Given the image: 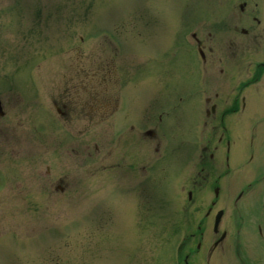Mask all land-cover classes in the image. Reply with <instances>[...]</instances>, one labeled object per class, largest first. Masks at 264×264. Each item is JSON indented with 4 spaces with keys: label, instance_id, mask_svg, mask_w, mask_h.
<instances>
[{
    "label": "rangeland",
    "instance_id": "374dc122",
    "mask_svg": "<svg viewBox=\"0 0 264 264\" xmlns=\"http://www.w3.org/2000/svg\"><path fill=\"white\" fill-rule=\"evenodd\" d=\"M240 1L0 0V98L5 111L0 117V264H173L183 230L173 221L179 219V210L170 200L175 190L156 192L161 185H155L137 194L132 172L123 170L125 174L117 176L115 168L100 169L118 165V133L125 141L131 136L120 129L126 126L116 114H105L115 109L121 94L130 104L134 87V113L127 111L126 116L137 120L148 96L144 89H150L157 96L150 112L165 105L168 111L163 120H168L167 115L204 135L208 124L189 122L193 114L186 113L183 105H171L170 100L183 89L181 81L155 80L151 72L147 77L144 66L139 74L134 70L137 59H146L144 54L160 55L163 49L177 48V32L181 35L191 29L205 36L208 30L215 34L218 30L226 39L228 28L241 21ZM225 15L233 16V21L226 19L220 25ZM150 32L153 38L146 40ZM263 41L264 22L228 44L247 45L237 57L253 63L263 57ZM184 44L179 47L190 51ZM218 53L225 57L222 49ZM214 68L204 71L207 77L202 84L206 94L219 91L217 103L226 104L232 90L226 85L227 77L222 79ZM81 71L90 78L84 92L91 96L92 119L84 118L86 93L81 89L75 94L78 89L73 90L74 106L63 109L68 115L62 121L51 96L72 90L73 83L75 88ZM243 76L241 72L235 79ZM246 89L261 100L253 104L262 110L263 79ZM149 100L152 97L145 102ZM230 128H235V147L248 153L245 127ZM131 158L125 156L120 164ZM190 159L185 157L187 168ZM121 198L133 203L125 205L129 210H118ZM146 198L148 203L137 204ZM198 204L189 207V218L197 219L204 211L206 202L193 209ZM188 224V230L194 227ZM259 253L264 264V247ZM219 260L232 264L230 258Z\"/></svg>",
    "mask_w": 264,
    "mask_h": 264
},
{
    "label": "flooded vegetation",
    "instance_id": "af4514ba",
    "mask_svg": "<svg viewBox=\"0 0 264 264\" xmlns=\"http://www.w3.org/2000/svg\"><path fill=\"white\" fill-rule=\"evenodd\" d=\"M251 3V0H243L240 8L241 20L246 24V28H239L238 31L245 37L257 27L252 26L251 21L260 23L255 15L258 13L257 2L249 7ZM233 31L234 34L224 35V40L222 34L215 35L210 44L209 32L205 36L191 34L195 47L203 51L198 68L203 72L213 66L215 68L212 70L216 69L218 76L222 79L227 77V86L231 87L232 97L226 104H217L218 92L213 91V95H208L207 90L202 89L204 113L211 122L205 135H202V144L198 151H195L192 144L187 146L182 143L185 145L183 155L191 157L192 164L189 168L186 161L182 160L171 169L168 164L164 165L163 172L167 174V178L163 188L176 190L174 208L179 210V219L175 218V223L181 230L183 227L178 264H220L219 257L216 261L212 252L225 247L229 250L232 264H258L261 261L259 251L264 247V126L250 131L248 153L244 158L242 155L246 153L245 150L235 149V153L231 152L226 130L235 119V113H244L240 122L245 125L254 117L264 114V108L259 110L258 106L253 105L251 96L245 91L249 85L248 81L257 70L259 71L258 66L264 63L258 61L253 64L246 59L241 62L240 58L236 57L247 45L229 47L228 43L237 35L235 28ZM249 38L252 39L251 36ZM221 49L225 57L219 55ZM184 61L183 59L182 63ZM187 66L185 62V70ZM241 72H244L245 76L233 84V77ZM191 97L192 95L189 96ZM66 105L68 104L65 102L61 103L63 107ZM105 105L107 106V99L103 103L104 107ZM131 112L134 113L133 107ZM147 124L140 129L138 121L132 119L131 123L124 124L126 128L122 127L131 133L130 140L125 141L119 137L121 146L118 165L127 153L138 160L133 172L134 188H149L156 171L163 169L160 161H157L163 156L161 138L157 130L165 128L156 121ZM218 128L222 131L217 132ZM222 139L224 143L221 145ZM237 159L238 161H235ZM244 159L246 161H243ZM231 161L236 164L232 165ZM226 176L228 178L224 181ZM195 202L199 204L193 209L201 208L205 202L206 206L197 219H192L189 218L188 209ZM218 210H221V217L216 230L213 231L212 222ZM188 223L194 227L188 230Z\"/></svg>",
    "mask_w": 264,
    "mask_h": 264
}]
</instances>
